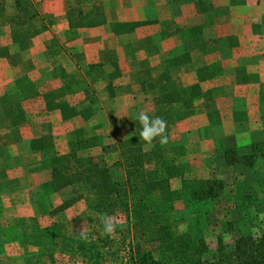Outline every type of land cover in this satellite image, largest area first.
Instances as JSON below:
<instances>
[{
	"label": "crops",
	"instance_id": "1",
	"mask_svg": "<svg viewBox=\"0 0 264 264\" xmlns=\"http://www.w3.org/2000/svg\"><path fill=\"white\" fill-rule=\"evenodd\" d=\"M31 1L38 13L32 24L44 30L21 49L11 39L8 22L15 14V0H0V96L9 106L22 105L20 113L33 125L26 124L24 133L10 125L2 129L13 137L12 142L0 143L6 179H23L20 186L25 191L48 182L51 167L69 152L73 132L88 129L79 114L66 117L46 104L63 101L77 109L100 105L90 121L125 118L134 106L153 103L175 87L170 83L178 67L175 56L192 41L198 47L191 49L194 53L186 51L188 60L181 66L194 72L189 85L197 83L198 69L217 64L225 75V94L216 98L217 103L228 98L229 105L170 125V146L186 149V161L195 173L204 171L208 155L217 156L228 170L252 169L226 165L223 144L227 137L237 149L264 142V0H78L83 12L102 6L106 22L77 30H70L67 20L69 2L75 0ZM114 23L139 25L115 34ZM52 40L58 47L51 59ZM107 136L106 148L119 140ZM105 150V163L116 169L118 151Z\"/></svg>",
	"mask_w": 264,
	"mask_h": 264
},
{
	"label": "trees",
	"instance_id": "2",
	"mask_svg": "<svg viewBox=\"0 0 264 264\" xmlns=\"http://www.w3.org/2000/svg\"><path fill=\"white\" fill-rule=\"evenodd\" d=\"M37 16L31 0H15V14L8 18V22L12 28L11 39L19 48L27 47L44 30V27L39 30L33 26ZM67 20L70 30L97 27L106 22L102 6L83 12L78 3L68 6ZM138 25L114 23L112 31L119 34L132 31ZM180 57L181 54L175 62ZM206 71L217 73L220 67L212 64L198 69L197 83L189 85L184 95L170 87L168 92L154 98L153 116L163 117L169 127L194 115L192 108L212 101L213 91L202 92L200 87ZM195 99L201 100L197 106H194ZM0 102L5 104L3 97ZM46 108L59 109L66 117L79 114L87 122L95 113L96 106L90 104L77 109L60 101L48 103ZM97 128H78L73 132L69 152L60 164L51 167V179L40 186L46 196L64 189L73 193L74 196L54 212L85 200L87 210L95 215L92 222L97 229L87 232V239L79 235L73 248V255L80 264H105L101 246L115 240L102 235L99 217L105 213L121 222L114 234L122 236V227L128 234L123 264H264V232L254 236L232 228L230 222L224 223L225 237L217 236L215 252L211 253L205 234L210 211L222 196L225 183L217 178L189 176L190 167L183 146L164 148L158 138L151 145H145L138 137L140 125L136 120L131 134L117 142L119 158L113 167L122 169L121 179L114 176L112 167L105 163L104 152L109 147L102 146L101 136L94 130ZM96 148H100V153L93 152ZM263 155L264 142H254L246 154L233 147L224 151L223 158L228 166L241 164L253 167ZM178 202L187 206L190 215L188 228L183 232L177 231L175 205ZM48 231L49 228L43 230L45 234ZM145 245L150 249L143 248Z\"/></svg>",
	"mask_w": 264,
	"mask_h": 264
},
{
	"label": "rangeland",
	"instance_id": "3",
	"mask_svg": "<svg viewBox=\"0 0 264 264\" xmlns=\"http://www.w3.org/2000/svg\"><path fill=\"white\" fill-rule=\"evenodd\" d=\"M69 3H78L79 5L78 0ZM176 9L178 13V7ZM49 43L48 55L52 59L53 56L57 55L56 48L58 45L54 43V40ZM210 43L213 47V41ZM195 46L198 47L195 41H192L180 47L175 58H178L180 54L182 58L180 57L176 63L178 65L176 71L172 72V75L170 74V79L171 77L173 79L170 83H173L183 95L187 93V87L192 81L194 72L190 73L187 70H182L181 66L184 61L188 60L186 51ZM191 52L194 53L193 50ZM203 77L204 80L200 86L202 92L211 90L214 98L211 99L212 101L204 103L202 107L192 108L191 111L195 112L192 116L211 112L217 107L226 109L229 105L230 99L228 98L224 102H219L222 99H218V103L216 99L225 94L222 87L225 81L224 72L206 71ZM0 98L2 97L0 96ZM200 101L195 99L193 101L194 106H197ZM95 106L96 111L101 107L100 105ZM20 107L22 108V105L13 107L0 102V143L6 144L8 141L10 142V139L11 142L13 140V137H9L7 133H2V129H6L8 125L18 131L21 129L23 133L25 127H27L26 124L29 128L33 127L32 124L30 125L31 121L26 120L23 114L20 113ZM153 109H155L153 103H143L134 106L131 113L124 115L125 118L121 116L120 119L112 121L98 118L94 121L82 122L86 123L87 128L91 126L99 128L94 130L101 136L102 146H105L103 143H107V141H103V138H106L107 135V138H109L112 134L116 140H120L121 137H124L123 135L132 132L136 121L135 117L139 111H147L148 115L152 116L155 112ZM261 112L264 120V111ZM109 124L111 128H109ZM104 125H107L105 130H103ZM106 133L108 134L105 135ZM15 140H17L16 143H19L18 136H15ZM111 142L113 141L111 140ZM106 146L117 150V141ZM223 146L226 148L225 150L233 147L237 149L233 138L230 137L225 139ZM162 147H170V141ZM237 150L241 154H246L249 152V146H242ZM3 154L0 148L1 158H3ZM211 159L212 161H210ZM214 161L215 163H213ZM204 162V171H198L199 173L190 171L189 176L199 179L217 178L225 183L222 196L214 204L213 210L210 211L209 225L205 234L211 253L215 252L217 236L222 235L225 237V222H230L234 229L254 236L263 233L264 155L257 160L253 167H249L252 169H244L243 172L242 169L235 171L223 168L217 156L210 158L208 155V157H205ZM1 165L5 166L4 163ZM5 168L0 167V264H80L78 258L73 255L75 242L79 239V231L84 222L88 226L87 232L97 229L95 223L92 222L95 215L87 210L85 200H79L67 209L54 212L59 205L74 196L71 190L64 189L48 196L42 194L40 186H34L25 191V187L20 186V181H23V179H16L15 182L6 179L4 172L7 170V166ZM113 174L117 178L123 177V171L119 168L114 169ZM175 210L178 217L177 231H186L190 219L187 206L183 202H178L175 205ZM46 228L50 229L48 234L43 232ZM122 230V236L114 233L111 235L115 239L114 243H104L101 246L105 264H123L129 239L124 227H122ZM143 248L150 249L147 245Z\"/></svg>",
	"mask_w": 264,
	"mask_h": 264
},
{
	"label": "clouds",
	"instance_id": "4",
	"mask_svg": "<svg viewBox=\"0 0 264 264\" xmlns=\"http://www.w3.org/2000/svg\"><path fill=\"white\" fill-rule=\"evenodd\" d=\"M135 119L140 125L138 137L145 144L151 145L157 140L161 146H165L169 142L167 135L168 122L161 116H149L147 111L141 110L136 114ZM102 225V235L111 236L118 224L121 222L114 216L102 214L99 217ZM88 226L86 222L81 227L79 235L82 239H87Z\"/></svg>",
	"mask_w": 264,
	"mask_h": 264
}]
</instances>
